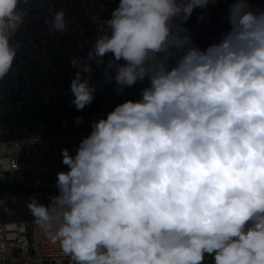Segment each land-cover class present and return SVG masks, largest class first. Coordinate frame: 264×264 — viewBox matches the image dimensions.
Returning a JSON list of instances; mask_svg holds the SVG:
<instances>
[{"label":"clouds","instance_id":"clouds-1","mask_svg":"<svg viewBox=\"0 0 264 264\" xmlns=\"http://www.w3.org/2000/svg\"><path fill=\"white\" fill-rule=\"evenodd\" d=\"M21 2L0 0V79L16 57ZM215 3L118 0L93 18L85 60L70 58L77 111L96 91L89 62L108 54L117 95L146 82L137 100L91 121L74 154L61 151L67 170L49 203L27 204L73 264H264V8L234 0L229 30L201 50L183 25ZM45 23L66 30L63 11Z\"/></svg>","mask_w":264,"mask_h":264},{"label":"built area","instance_id":"built-area-1","mask_svg":"<svg viewBox=\"0 0 264 264\" xmlns=\"http://www.w3.org/2000/svg\"><path fill=\"white\" fill-rule=\"evenodd\" d=\"M233 2L216 0L205 9H194L184 23L201 50L217 43L229 30L228 5ZM251 2L255 9L264 8V0ZM117 4L118 0H22L18 8L23 19L10 38L12 45H18L16 57L10 72L0 79V117L52 103L72 108L69 85L77 69L70 66V58L85 60L98 35L93 18H109ZM58 11L64 12L63 32L50 31L51 23H45ZM110 58L111 54L106 55L99 66L89 62L93 68L89 83L96 86L98 110L74 115L71 120L62 118L59 124L47 127L11 131L0 126V264H73L34 223L27 204L35 198L47 205L57 194L56 174L67 170L61 163V151L74 154L89 135L91 121L104 118L125 100H137L146 86V82H138L117 95L115 84L107 83L104 75ZM78 117L82 120L79 125L75 123Z\"/></svg>","mask_w":264,"mask_h":264},{"label":"rangeland","instance_id":"rangeland-1","mask_svg":"<svg viewBox=\"0 0 264 264\" xmlns=\"http://www.w3.org/2000/svg\"><path fill=\"white\" fill-rule=\"evenodd\" d=\"M96 104V100L93 99L90 105L85 106V108L80 111H77L74 105L72 108H69L67 105L60 103H52L41 108L26 107L19 112L12 111L6 116L0 117V126L14 131L19 127H30L34 125H43L47 127L57 125L62 118L71 120L74 115H87L89 112L97 110Z\"/></svg>","mask_w":264,"mask_h":264},{"label":"trees","instance_id":"trees-1","mask_svg":"<svg viewBox=\"0 0 264 264\" xmlns=\"http://www.w3.org/2000/svg\"><path fill=\"white\" fill-rule=\"evenodd\" d=\"M64 105V104H63ZM97 105V110L99 109V107H98V104H96ZM94 111V110H93ZM204 264H212V260H211V257H209V256H206L205 257V260H204Z\"/></svg>","mask_w":264,"mask_h":264},{"label":"water","instance_id":"water-1","mask_svg":"<svg viewBox=\"0 0 264 264\" xmlns=\"http://www.w3.org/2000/svg\"><path fill=\"white\" fill-rule=\"evenodd\" d=\"M248 3L251 5L252 9L255 10V7L253 6L251 0H248Z\"/></svg>","mask_w":264,"mask_h":264}]
</instances>
